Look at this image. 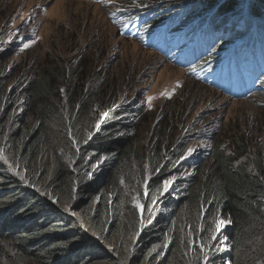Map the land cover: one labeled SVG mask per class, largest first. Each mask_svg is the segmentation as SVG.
<instances>
[{
    "label": "rangeland",
    "instance_id": "obj_1",
    "mask_svg": "<svg viewBox=\"0 0 264 264\" xmlns=\"http://www.w3.org/2000/svg\"><path fill=\"white\" fill-rule=\"evenodd\" d=\"M108 1L95 4L86 0H0V77L7 81L0 115L8 134L17 129L15 124L36 129L37 112L50 105L52 96L65 114L66 123L74 118V129L85 139L94 131L100 133L105 119L129 125L123 132L130 147L128 162L131 167L135 164L136 170L125 168L119 181L120 190H125L130 200L122 203L125 215L118 236L114 237L115 254L122 263L141 247L140 229L146 220L151 221L150 214L158 218L165 213L159 201L156 207L150 206V201L143 203L146 179L160 174L161 180L167 178L160 185L164 190L166 183L171 182L165 194L175 192L178 184L184 183L186 188L189 181L199 185V178L208 180L213 173L217 148L238 156L236 164L257 168L252 161L264 159V92L242 100L220 94L188 75L180 65L148 50L141 41L121 35L110 22L108 13L113 6ZM151 1L126 0L132 5ZM79 3L83 7L77 9ZM241 4H246V0H240ZM250 7L257 15L264 9V0L251 2ZM64 68H70L68 80L60 78L59 72ZM43 73L58 80V89L46 92ZM32 81L35 86L31 87ZM7 105L9 108L5 109ZM117 110L120 114L116 117ZM64 130L61 123L45 127L46 144L33 177L7 156L1 142L0 161L20 179L33 180L45 193L40 186L55 176L54 152L58 147L63 151ZM44 169L48 171L44 173ZM30 188L35 190L33 185ZM109 192L116 195L114 187ZM53 198L59 201L56 196ZM21 200L13 202L9 198L1 202L0 212L8 209L7 204L15 205ZM114 205L119 207V202L114 200ZM206 211L207 206H183L174 236H169L163 246L153 248L150 252L157 259L149 257L148 261L209 264L203 254L218 248L226 256L229 244L224 231L228 222L221 218L219 221L225 223L218 230L214 218H206ZM7 250L9 253H0V264H38ZM223 261L231 264L226 258ZM107 264L118 263L112 258Z\"/></svg>",
    "mask_w": 264,
    "mask_h": 264
},
{
    "label": "trees",
    "instance_id": "obj_2",
    "mask_svg": "<svg viewBox=\"0 0 264 264\" xmlns=\"http://www.w3.org/2000/svg\"><path fill=\"white\" fill-rule=\"evenodd\" d=\"M196 1L201 3L202 11L205 8L218 10L216 15H225V18L239 15L241 6H245L240 5V0ZM244 22L245 25L248 23ZM255 31L258 33L257 40L264 46V28L257 27ZM241 37L247 40L243 34L234 35L231 41L223 38L220 46H234ZM244 46L238 51L241 56ZM59 74L60 78L68 80L70 68H64ZM42 76L46 92L58 89V80L53 75L43 73ZM30 85L35 86V83L32 81ZM6 87L7 81L0 77V109L5 103ZM52 99L51 96L46 109L37 112L39 126L36 129L15 124L17 129L8 134L4 131L6 123L0 115L3 150L17 161L29 177H33L35 168L39 167L46 144L45 127L54 123L65 127L63 151L58 147L54 152L57 165L55 176L52 183L48 181L40 186L45 193L32 183L33 180L20 179L0 161V203L7 202L9 198L13 202L22 198L15 205L12 202L7 204L8 209L0 212V253H9V248L11 253L38 264H107L112 258L118 264H155L153 261L157 258H153L150 251L163 246L169 236H174L175 222L182 207L196 204L201 209L207 206V219L213 217L216 224L221 218L228 222L224 237L229 250L226 256L220 248L217 251L208 250L203 255L207 256L205 260L209 264H223L224 258L231 264H264V159L252 161L257 168L242 162L236 164L238 156L227 155L218 148L214 151L212 175L208 176V180L199 178V185L189 181L186 188L184 183L178 184L175 192L165 194L160 186L167 179L161 180L163 175L145 180L146 192L141 190L143 203L150 201L149 205L156 207L159 201V207L163 205L165 213L158 218L150 214L151 221L146 220L140 229L141 247L138 252L119 263L114 237L118 236L119 225L125 215L122 203L127 204L130 200L125 190H120L119 182L125 168L131 167L128 162L130 147L123 132L129 125L117 119H105L101 132L95 134L94 131L85 139L74 129V118L67 124L65 114ZM116 104L112 102V105ZM72 106L75 107V104ZM8 108L9 105L5 107ZM127 170L135 171V164ZM46 171L48 169H44V173ZM31 185L36 191L30 188ZM112 187L116 190L115 196L109 192ZM172 193L175 196L172 197ZM114 200L119 202V207L114 205ZM103 243L107 246L104 247ZM110 244L113 246L110 247ZM149 257L154 260L148 261Z\"/></svg>",
    "mask_w": 264,
    "mask_h": 264
},
{
    "label": "snow or ice",
    "instance_id": "obj_3",
    "mask_svg": "<svg viewBox=\"0 0 264 264\" xmlns=\"http://www.w3.org/2000/svg\"><path fill=\"white\" fill-rule=\"evenodd\" d=\"M169 183H171V182H167V183H166L165 188H164L165 191H167V187H168V184H169ZM224 223H225V221H222V220H221V221H218V222H217V228L219 229V227H220L221 225H223ZM205 259H207V256H205Z\"/></svg>",
    "mask_w": 264,
    "mask_h": 264
},
{
    "label": "bare ground",
    "instance_id": "obj_4",
    "mask_svg": "<svg viewBox=\"0 0 264 264\" xmlns=\"http://www.w3.org/2000/svg\"><path fill=\"white\" fill-rule=\"evenodd\" d=\"M81 7H83V5H82V3H79L78 5H77V9H79V8H81ZM205 10H206V8H205ZM249 12H246V14H245V16H246V19L249 17ZM246 19H244L245 21H246ZM244 20H242V22H244Z\"/></svg>",
    "mask_w": 264,
    "mask_h": 264
},
{
    "label": "clouds",
    "instance_id": "obj_5",
    "mask_svg": "<svg viewBox=\"0 0 264 264\" xmlns=\"http://www.w3.org/2000/svg\"><path fill=\"white\" fill-rule=\"evenodd\" d=\"M258 0H253L252 1V3H256ZM148 50H150V49H148ZM152 51V50H151ZM160 56V55H159ZM161 57V56H160ZM162 58V57H161ZM163 59V58H162ZM171 63V62H170ZM181 69H183V68H181ZM253 96V95H252ZM251 97V96H250ZM247 98H249V97H246V98H243V99H247ZM231 99V98H230ZM236 100H239V99H236ZM240 100H242V99H240Z\"/></svg>",
    "mask_w": 264,
    "mask_h": 264
}]
</instances>
